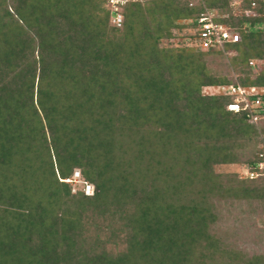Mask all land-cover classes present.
Returning a JSON list of instances; mask_svg holds the SVG:
<instances>
[{"label":"trees","instance_id":"16d2710c","mask_svg":"<svg viewBox=\"0 0 264 264\" xmlns=\"http://www.w3.org/2000/svg\"><path fill=\"white\" fill-rule=\"evenodd\" d=\"M231 3L145 0L114 24L107 0H0V264H264L216 232L223 207L264 212V171L217 169L259 171L264 120L204 94L264 99V0ZM208 10L240 41L197 45Z\"/></svg>","mask_w":264,"mask_h":264},{"label":"built area","instance_id":"2783aa9c","mask_svg":"<svg viewBox=\"0 0 264 264\" xmlns=\"http://www.w3.org/2000/svg\"><path fill=\"white\" fill-rule=\"evenodd\" d=\"M145 0H107V6L112 12V22L121 24L124 21L125 7L130 3L144 2ZM199 1V0H191ZM216 13L208 10L206 14L198 19V26L195 31L198 35L195 43L205 50L222 49L228 43H236L240 41V34L231 27L217 22L215 20ZM255 61H251V65H255ZM204 94L207 95H228L233 96V102L228 104V109L235 112H246L248 117L256 125L264 120V111L261 106L263 104L262 92L256 88L248 89L241 84H221L212 85L204 88ZM259 171H249L248 176L255 177L264 171V162L260 163ZM70 183L73 192L79 190L86 195H93L95 187L93 184L85 180L80 170H76L71 177L62 179Z\"/></svg>","mask_w":264,"mask_h":264},{"label":"rangeland","instance_id":"374dc122","mask_svg":"<svg viewBox=\"0 0 264 264\" xmlns=\"http://www.w3.org/2000/svg\"><path fill=\"white\" fill-rule=\"evenodd\" d=\"M242 0H232V6L238 14L244 13L241 9ZM185 34V32H182ZM181 35L171 41H165L164 45L176 46L184 44L194 45V41ZM220 59H217L219 64ZM262 63V62H261ZM220 172H237L241 177H247L249 169L245 165H220L217 167ZM79 170V169H76ZM256 205L240 203L233 206L223 207L222 215L216 225V232L225 239H229L236 247L241 248L246 254L264 251V212L262 209L255 210Z\"/></svg>","mask_w":264,"mask_h":264}]
</instances>
